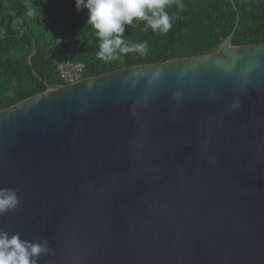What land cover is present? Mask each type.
Returning <instances> with one entry per match:
<instances>
[{
    "label": "water",
    "instance_id": "95a60500",
    "mask_svg": "<svg viewBox=\"0 0 264 264\" xmlns=\"http://www.w3.org/2000/svg\"><path fill=\"white\" fill-rule=\"evenodd\" d=\"M230 2L215 52L0 110V230L48 240L39 264H264V43L230 45Z\"/></svg>",
    "mask_w": 264,
    "mask_h": 264
},
{
    "label": "trees",
    "instance_id": "16d2710c",
    "mask_svg": "<svg viewBox=\"0 0 264 264\" xmlns=\"http://www.w3.org/2000/svg\"><path fill=\"white\" fill-rule=\"evenodd\" d=\"M239 13L233 47L264 43V0H233ZM182 5V6H181ZM167 33L145 30L143 21L125 26L130 43H148V54L97 56L98 39L87 11L75 0H0V110L64 85L57 66H83V79L139 65L160 64L215 52L235 24L230 0H170Z\"/></svg>",
    "mask_w": 264,
    "mask_h": 264
},
{
    "label": "clouds",
    "instance_id": "9594fccd",
    "mask_svg": "<svg viewBox=\"0 0 264 264\" xmlns=\"http://www.w3.org/2000/svg\"><path fill=\"white\" fill-rule=\"evenodd\" d=\"M169 3L170 0H75L78 11H87V23L95 30L99 42L97 56L105 62L129 53L146 56L148 43L128 42L124 38L125 26L143 21L145 30L167 33L173 26L166 11ZM231 107L239 108L240 102L234 101ZM19 203L14 189L0 188V215L15 210ZM49 250L46 239L32 242L21 239L19 233L0 230V264H39L40 257Z\"/></svg>",
    "mask_w": 264,
    "mask_h": 264
},
{
    "label": "built area",
    "instance_id": "2783aa9c",
    "mask_svg": "<svg viewBox=\"0 0 264 264\" xmlns=\"http://www.w3.org/2000/svg\"><path fill=\"white\" fill-rule=\"evenodd\" d=\"M83 66L74 65L69 62L60 63L57 66L58 74L64 85L83 79Z\"/></svg>",
    "mask_w": 264,
    "mask_h": 264
}]
</instances>
